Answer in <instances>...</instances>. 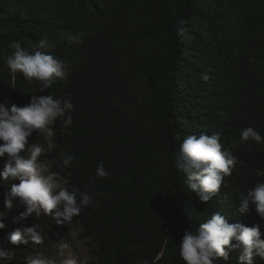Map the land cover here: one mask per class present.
Masks as SVG:
<instances>
[{"label":"trees","instance_id":"trees-1","mask_svg":"<svg viewBox=\"0 0 264 264\" xmlns=\"http://www.w3.org/2000/svg\"><path fill=\"white\" fill-rule=\"evenodd\" d=\"M180 19L187 29L182 42ZM73 34L83 43H69ZM44 37L45 51L66 61L70 74L44 92L38 81L17 77L15 91L22 95L24 86V98L71 95L73 123L64 128L57 121L55 147L42 158L72 156L61 174L69 188L94 198L71 220L90 264H184V230L216 211L229 222L258 223L264 233L254 206L236 210L246 190L264 182V144L240 140L248 126L264 135V0H0L5 86L12 79L3 58L13 43L30 49ZM215 132L238 162L220 192L199 203L177 168L179 144L186 135ZM101 161L107 178L95 175ZM16 219L3 218L11 231L0 227V248L11 249L6 264H25L31 250L7 240L30 226L20 214ZM49 247L44 236L37 248L48 254ZM237 255L227 264H237Z\"/></svg>","mask_w":264,"mask_h":264},{"label":"clouds","instance_id":"clouds-1","mask_svg":"<svg viewBox=\"0 0 264 264\" xmlns=\"http://www.w3.org/2000/svg\"><path fill=\"white\" fill-rule=\"evenodd\" d=\"M185 24L180 19L176 28L181 42L187 33ZM67 39L69 43H83L79 34L70 35ZM12 47L14 50L3 58L12 83L5 86L7 83L0 79V158H5L4 163L0 164L4 207L0 227L6 228L4 217L16 222L20 214V219H27L30 226L17 228L7 235L12 246L25 245L31 249L24 257L25 264H78L77 258L67 251L66 244L59 245L40 224L32 225L29 220L33 215L37 219L42 215H51L58 225L72 223L73 217L94 203L90 193L76 187L69 188L66 177L61 174L70 168L72 156L61 155L51 161L42 158L47 157L55 147L57 121L64 128L71 127V113L75 105L70 94L62 98L51 94H31L24 98V86H21L22 95L15 91V78L19 77L21 80L38 81L40 92H44L58 79L70 74L69 65L45 51L50 47L47 37L40 39L30 49L24 48L20 42H14ZM202 79L207 82L209 76L202 74ZM34 133L39 140L30 143L36 137H32ZM240 140L243 143L252 141L264 144V135L248 126L241 129ZM220 141L219 132L211 135L200 133L186 135L179 144L177 168L185 173L187 189L199 203H208L220 192L225 178L232 174L238 162L233 152ZM53 166L58 170L53 171ZM95 175L98 178L109 176L103 161L98 163ZM250 205L254 206L259 219L264 221V182H257L247 189L236 210L244 214ZM6 229L11 231V227ZM42 234L50 243L48 254L37 248L44 242ZM262 237L264 233L258 223L246 226L229 222L223 212L216 211L200 222L198 227L184 230L179 242V255L184 264H221V261L227 264L231 253L237 252V264H255L257 259L264 261ZM10 252L11 249L0 248V264H6L5 258H11ZM143 264H149V261L145 259Z\"/></svg>","mask_w":264,"mask_h":264},{"label":"rangeland","instance_id":"rangeland-1","mask_svg":"<svg viewBox=\"0 0 264 264\" xmlns=\"http://www.w3.org/2000/svg\"><path fill=\"white\" fill-rule=\"evenodd\" d=\"M37 140H39V137L36 136L29 142ZM20 208L23 209L21 206ZM29 220L32 225L35 223L40 224L42 229L48 231L49 237L54 241H58L59 245L66 244L68 246L67 251L77 258L78 264H89L91 254L84 242L78 238L79 230L71 222L58 225L51 215H42L38 219L33 215L29 217Z\"/></svg>","mask_w":264,"mask_h":264}]
</instances>
